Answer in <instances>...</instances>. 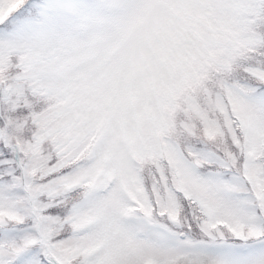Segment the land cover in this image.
Returning <instances> with one entry per match:
<instances>
[{
	"label": "rangeland",
	"instance_id": "374dc122",
	"mask_svg": "<svg viewBox=\"0 0 264 264\" xmlns=\"http://www.w3.org/2000/svg\"><path fill=\"white\" fill-rule=\"evenodd\" d=\"M32 1L0 0V72L15 62L0 78V119L9 110L26 129L18 146L0 122V264H264V89L252 84L264 58L250 66L264 54L244 47L245 16L260 0H51L42 8L50 24L34 9V20L4 31ZM191 64L201 87L212 74L213 95L190 87L175 108L199 126L191 109L209 103L203 127L232 136L243 176L200 171L155 130L168 74ZM191 152L226 165L208 149ZM142 154L159 169L154 195ZM182 192L200 210L190 232Z\"/></svg>",
	"mask_w": 264,
	"mask_h": 264
},
{
	"label": "trees",
	"instance_id": "16d2710c",
	"mask_svg": "<svg viewBox=\"0 0 264 264\" xmlns=\"http://www.w3.org/2000/svg\"><path fill=\"white\" fill-rule=\"evenodd\" d=\"M258 1V0H257ZM32 4H29L28 6H26V11H23L21 13H18L15 15V17L13 18H6L4 19L3 23L6 25L7 29H5L4 31L7 32H13L15 30L20 29L21 27H23L24 23L30 20H34L35 16H32L31 13L35 10L38 9V7L43 4L44 2H47V0H33ZM256 4V3H255ZM255 6V5H254ZM259 11L257 12V10L251 11V12H247V15L245 16L246 19V26L244 27L245 30L247 31V37L249 38V41L244 45V47H248L253 51H256L258 53L264 54V43H263V38H264V0H260L258 2V8ZM3 24V25H4ZM255 36L257 39L253 40L251 39L252 36ZM245 38V39H246ZM241 39H239V43H240ZM241 45V44H240ZM249 50V49H248ZM236 52V51H235ZM234 52V53H235ZM251 52V51H250ZM11 59L13 60L12 56L10 55ZM260 58H264V56L262 57H255V58H251V64L250 66L253 67H260L258 65H255L256 62H258V60ZM11 64L15 65V62L12 61ZM9 66L6 67V69H3L0 72V78L2 79V75L4 73H9L10 69ZM196 64H191L192 69H189L188 71H179L178 76H183L182 79H177V81L174 80L173 85L171 86V90H170V96L172 98V100L168 99V97L166 95H161V100H165V102H167L166 104H162L164 105V107L162 108L163 112H162V116H161V121L155 125V130L157 133H159L160 131H166L167 133H169L170 137H172L173 139H175L178 144H179V148L181 150V154L186 157L187 159L191 160L192 162H194L196 164V167H198V169L200 171H223L224 170V174H237L239 176H243L242 173V167H241V158H244V153L242 151H240L238 149V146H234L233 144V138L230 134H227L226 132H222V133H217V134H211L208 131L205 130V128L203 126H205V121L204 119H206V112L202 111L203 109L207 108L208 105L204 104L205 102L201 101L202 103V108L198 109H191L193 111L192 114L195 113H200V124L199 126H196L195 123L187 120L184 118L183 114H181L175 107L176 105L179 104L180 101H185L186 99L188 100V98L190 96H193L192 94L189 93V91H191L190 87H195L197 89L202 90L204 93L203 98L207 99L208 97H210L211 95H213L212 91L206 87H208V81L209 79H211L210 76H212V74H209V76L206 77V80L202 82V85L204 87L200 86V83L196 82V79L198 77H201V75L199 74V72H197V70L195 69ZM245 65H247V61L245 60ZM233 67V65H232ZM231 67V68H232ZM262 69H264V66L261 67ZM228 71L226 72V77H228V75L231 73L230 70H225ZM11 73V71H10ZM214 74V73H213ZM222 75V79H225V74H221ZM217 79H219V77L217 76ZM253 81V78H252ZM4 83L0 82V86H2ZM253 85L257 86L259 90L264 89V78H260L259 82H253ZM205 93L207 94V97L205 96ZM23 95H25V99H26V95L27 93L24 92ZM21 96H19L20 98ZM159 99V100H160ZM163 102V103H165ZM38 106V105H36ZM211 108H213L211 105H209ZM43 109V108H40ZM4 114L2 115V119H0V122L3 130H4V134L6 135L9 129H12L14 131L13 136L15 137V139L12 141V144H15L17 142L18 146L23 144L26 140L24 137V133L26 134V129L24 127V124L20 123L21 120H14V114L12 115L11 112H9V110H4ZM0 113H1V109H0ZM17 116V115H16ZM21 119L23 118V115H18ZM204 116V117H203ZM203 117V118H202ZM210 118V117H207ZM18 124V125H17ZM206 124H207V119H206ZM194 128L193 134H191L188 129H192ZM210 132H214V131H210ZM47 140H49L47 138ZM51 142V141H50ZM56 142H51V146L46 145L44 148L47 151L50 150L51 153L55 152V147L54 144ZM191 148L194 149H208L210 151H212L213 153H215L216 155H219L226 163L225 166L217 164L214 161H205L202 160L200 157L195 156L192 152H191ZM146 155V154H145ZM9 156V155H8ZM140 158L143 159L142 161V165L139 166V172L143 178L144 181V186L145 188L148 190L149 193H151L152 195H154V188H153V184L154 181L157 182V187L156 190H161L163 188V184L161 182V178H160V174H159V169L157 168L154 160L152 159H148L147 157H144V155H139ZM3 157V154H0V158ZM55 160V156L53 155L49 161V163L51 164L53 161ZM168 162V161H167ZM229 165V167H228ZM170 164L168 162V164L165 163L163 169H168V175H169V168ZM231 166V167H230ZM69 169V167H68ZM66 170V169H64ZM54 174H49L46 176H42L40 178V181H45V178H50V177H54ZM49 180V179H48ZM47 180V181H48ZM182 194L185 197H180V207H179V221L181 223V225H184L186 222L188 223V225H186L185 229L188 232H190L188 229L189 228H193L196 225V221H199V216H200V210L198 208V206L195 204V201L193 200L192 196L182 192ZM191 196V197H190ZM153 202V199H152ZM158 206V204H157ZM156 205H154V211H158V209ZM65 206L62 204L59 207V210H64ZM196 217V218H195ZM167 225L169 226H165L173 231H176V229H172L170 227H176L177 224H175L171 219H167L166 220ZM224 226H226L227 230H232L229 228V225L225 224ZM232 226V225H231ZM234 230V228H233ZM192 235V234H191ZM195 235V234H194ZM193 236V235H192ZM196 237V236H195ZM197 240L202 239L204 240V238L198 237L196 238ZM209 241H212L211 238L208 239Z\"/></svg>",
	"mask_w": 264,
	"mask_h": 264
}]
</instances>
